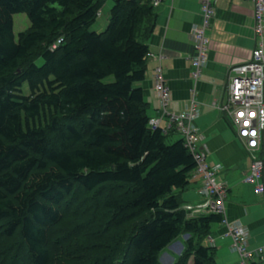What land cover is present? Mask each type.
I'll use <instances>...</instances> for the list:
<instances>
[{
    "label": "trees",
    "instance_id": "trees-1",
    "mask_svg": "<svg viewBox=\"0 0 264 264\" xmlns=\"http://www.w3.org/2000/svg\"><path fill=\"white\" fill-rule=\"evenodd\" d=\"M105 2L0 0V264H160L185 235L173 264H217L202 241L222 216L186 218L195 161L149 125L155 8L111 0L97 33Z\"/></svg>",
    "mask_w": 264,
    "mask_h": 264
},
{
    "label": "crops",
    "instance_id": "crops-1",
    "mask_svg": "<svg viewBox=\"0 0 264 264\" xmlns=\"http://www.w3.org/2000/svg\"><path fill=\"white\" fill-rule=\"evenodd\" d=\"M253 9L251 1H216V15L207 32L210 39L208 62L198 77L194 78L191 63L194 54L192 30L200 21L199 0H164L155 9L156 23L145 40L148 47L146 73L144 82L140 84L150 119L160 118V98L154 89L157 68L161 69L164 84L169 89L170 111H186L192 99H195L199 111L195 125L201 134L200 147L205 151L206 161L219 166L217 178L227 190V218L248 230L250 249L264 246V201L255 195L253 186L243 182L250 160L236 136V129L222 108L227 103L230 68L248 61L256 47ZM160 126H166L165 119L160 120ZM168 134L171 143L180 139L173 130ZM199 185L197 179H192L186 189L180 192L182 206L203 203L198 193ZM187 237L174 243L182 245ZM211 238L216 256L219 242L230 241L224 236L221 225L214 227ZM203 244L207 246L205 242ZM234 258L226 262L222 258L223 264H238L235 254ZM226 259L230 260L231 257Z\"/></svg>",
    "mask_w": 264,
    "mask_h": 264
},
{
    "label": "built area",
    "instance_id": "built-area-1",
    "mask_svg": "<svg viewBox=\"0 0 264 264\" xmlns=\"http://www.w3.org/2000/svg\"><path fill=\"white\" fill-rule=\"evenodd\" d=\"M163 1L150 0V4L156 9ZM216 1L199 0L200 21L192 30L194 54L191 63L194 78L198 77L208 62L210 39L207 32L216 15ZM242 1L253 3L256 47L248 61L230 68L227 103L222 111L236 129V136L250 160L243 182L253 186L255 195L264 201V0ZM154 89L160 98V118L150 119V127L159 128L164 134H168L170 130L177 133L196 164L191 180L199 178L201 181L198 193L205 202L195 208V215L210 213L221 215L224 236L230 240L231 250L238 256V264H263L264 246L250 249L248 230L227 218L225 208L227 190L224 184L215 178L219 166L209 164L205 151L200 147L201 134L195 125L199 111L195 99H192L190 108L186 111L176 113L170 111L169 89L164 84L160 68L154 73ZM161 119L166 120L165 127L160 126ZM192 208L188 206L187 209Z\"/></svg>",
    "mask_w": 264,
    "mask_h": 264
},
{
    "label": "rangeland",
    "instance_id": "rangeland-1",
    "mask_svg": "<svg viewBox=\"0 0 264 264\" xmlns=\"http://www.w3.org/2000/svg\"><path fill=\"white\" fill-rule=\"evenodd\" d=\"M111 6H112L111 0H106V2L104 3L102 9L100 10V12L98 14V18H97L95 24L92 26V31L100 33L106 28L107 23H108L109 10H110ZM28 27H29V22H28V19L26 18V16L24 14H16V15L13 16V32H14L15 37H17V35L20 32H23V31L27 30ZM37 64L41 65L42 61L41 60L37 61ZM23 91L27 92L26 84H24V86H23ZM176 137H178V135H176ZM167 142L171 143L172 140L171 139H167ZM217 174H218V172H216L215 178L217 179L218 182H220L218 180V178H217ZM197 180L199 181V184L201 185V183H200L201 181L199 180V178H197ZM200 185H199L198 191L200 189ZM204 202L205 201L203 200V203ZM188 206H191V205H185V206L182 207L183 210L186 213V218L187 219L194 218V217H197V216L200 215L199 213H196V214H199V215H195V213H194L195 208L197 206H191V207H193L191 210L187 209ZM113 231L117 232V230H113ZM104 239L107 242L109 237L107 238L105 236ZM105 241H101V242H105ZM202 242H205L208 247L209 246L212 247V245H213V239L212 238L210 239V236L203 238ZM93 244H95V243L93 242ZM85 246H86V243H85ZM170 246L165 250V252L163 254L161 253V255L159 257L160 264H172V262L174 261L176 256H178L180 254L181 250L179 252V247H177V246L170 247ZM229 247H230V249H229ZM232 252L236 255V253L231 250V242L230 241H228V240L223 241L222 244H221V242H219L218 255L216 256V260L218 261V264H223L222 258L225 259V262L235 259L236 257L234 258V254ZM228 257H231V259L230 260L226 259ZM237 258H238V256H237ZM187 264H192V257L188 260Z\"/></svg>",
    "mask_w": 264,
    "mask_h": 264
},
{
    "label": "water",
    "instance_id": "water-1",
    "mask_svg": "<svg viewBox=\"0 0 264 264\" xmlns=\"http://www.w3.org/2000/svg\"><path fill=\"white\" fill-rule=\"evenodd\" d=\"M173 246L179 247V251L182 250V245H180L179 243H173L170 247H173Z\"/></svg>",
    "mask_w": 264,
    "mask_h": 264
}]
</instances>
